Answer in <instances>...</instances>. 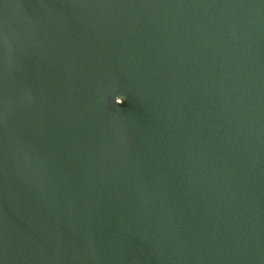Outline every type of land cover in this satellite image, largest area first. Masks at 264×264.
Returning <instances> with one entry per match:
<instances>
[{"label":"water","instance_id":"1","mask_svg":"<svg viewBox=\"0 0 264 264\" xmlns=\"http://www.w3.org/2000/svg\"><path fill=\"white\" fill-rule=\"evenodd\" d=\"M0 264H264V0H0Z\"/></svg>","mask_w":264,"mask_h":264}]
</instances>
